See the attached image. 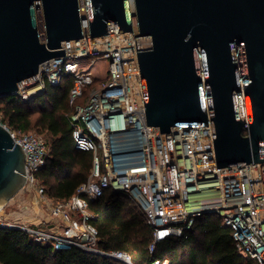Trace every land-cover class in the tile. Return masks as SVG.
Wrapping results in <instances>:
<instances>
[{
    "label": "water",
    "instance_id": "1",
    "mask_svg": "<svg viewBox=\"0 0 264 264\" xmlns=\"http://www.w3.org/2000/svg\"><path fill=\"white\" fill-rule=\"evenodd\" d=\"M118 32L135 35L148 127L210 119L220 172L264 164V0H0V99L64 42ZM25 160L0 124V207L24 189Z\"/></svg>",
    "mask_w": 264,
    "mask_h": 264
},
{
    "label": "built area",
    "instance_id": "2",
    "mask_svg": "<svg viewBox=\"0 0 264 264\" xmlns=\"http://www.w3.org/2000/svg\"><path fill=\"white\" fill-rule=\"evenodd\" d=\"M61 49L65 50L63 57L45 62L36 77L19 85V96L28 101L47 85L59 86L64 76H72L69 124L76 150L92 155L89 178L69 200L47 197L36 178L49 156L45 139L10 129L0 117V124L26 154L23 190L33 191L58 221L49 229L1 221L0 226L21 228L34 241L51 244L55 250L73 246L133 264L127 252L99 250L98 230L91 222L93 214L88 200L82 197L97 199L111 189L127 193L145 214L153 231L150 253L164 239L180 237L190 230L197 217L211 214L231 230L245 259L251 264H264V164L220 172L210 119L208 126L176 125L165 135L146 125L133 32L94 39L87 36L64 42ZM84 56L109 61L107 81L98 84L92 67L81 68L77 59ZM153 264H168V260Z\"/></svg>",
    "mask_w": 264,
    "mask_h": 264
},
{
    "label": "trees",
    "instance_id": "3",
    "mask_svg": "<svg viewBox=\"0 0 264 264\" xmlns=\"http://www.w3.org/2000/svg\"><path fill=\"white\" fill-rule=\"evenodd\" d=\"M72 84V76L66 75L59 86L47 85L41 96L28 101L20 96L0 99V117L10 129L46 133L49 156L36 178L52 200L74 197L87 182L92 165V155L76 150L72 138L69 124ZM82 197L88 200L93 214L91 222L98 230L99 250L127 252L133 264L166 260L168 264H251L238 252L231 230L216 215L197 217L190 230L180 237L164 239L150 253L153 231L145 214L127 193L109 189L97 199ZM185 254L186 262H182ZM0 264L124 263L73 246L55 250L51 244L34 241L22 229L0 226Z\"/></svg>",
    "mask_w": 264,
    "mask_h": 264
},
{
    "label": "rangeland",
    "instance_id": "4",
    "mask_svg": "<svg viewBox=\"0 0 264 264\" xmlns=\"http://www.w3.org/2000/svg\"><path fill=\"white\" fill-rule=\"evenodd\" d=\"M77 62L80 64L81 68L84 70H89L91 68V74L93 78L98 79L97 83L101 84L108 80L109 77V61L102 58H93L89 56H84L77 59ZM202 69V67H201ZM30 85V84H29ZM1 107V105H0ZM31 133L42 136L47 143L49 139L46 136V133L40 134L36 129L30 130ZM38 201H37V200ZM34 208V214L32 212ZM40 209L44 216H51L48 208L41 203V201L36 197L33 191L23 190L17 194L14 199L9 202L2 211H0V221L3 224H13V223H22L26 225H33V228H43L46 229L49 224L52 222H46L43 217L39 215L36 211ZM30 210V211H29ZM38 218L36 222L28 223L26 219L28 217ZM136 260L134 261V263ZM182 262H186V254L182 256Z\"/></svg>",
    "mask_w": 264,
    "mask_h": 264
},
{
    "label": "crops",
    "instance_id": "5",
    "mask_svg": "<svg viewBox=\"0 0 264 264\" xmlns=\"http://www.w3.org/2000/svg\"><path fill=\"white\" fill-rule=\"evenodd\" d=\"M34 208L35 207H33V210H32V212L34 211ZM30 211V210H29ZM38 213H39V215L41 216V217H43V219H45V221L46 222H52L51 224H49L48 226H47V228L46 229H49L51 226H54V225H57V223H58V221L56 220V219H54V218H52L51 216H44V213L42 214V211L40 210V209H38V210H36ZM33 214H34V212H33ZM37 219L38 218H36L35 216L34 217H28V219H26V222H28V223H31V222H36L37 221Z\"/></svg>",
    "mask_w": 264,
    "mask_h": 264
}]
</instances>
